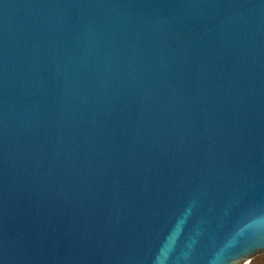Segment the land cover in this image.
<instances>
[{"label": "water", "instance_id": "water-1", "mask_svg": "<svg viewBox=\"0 0 264 264\" xmlns=\"http://www.w3.org/2000/svg\"><path fill=\"white\" fill-rule=\"evenodd\" d=\"M264 254V0H0V264Z\"/></svg>", "mask_w": 264, "mask_h": 264}, {"label": "rangeland", "instance_id": "rangeland-1", "mask_svg": "<svg viewBox=\"0 0 264 264\" xmlns=\"http://www.w3.org/2000/svg\"><path fill=\"white\" fill-rule=\"evenodd\" d=\"M247 264H264V254L252 258Z\"/></svg>", "mask_w": 264, "mask_h": 264}]
</instances>
